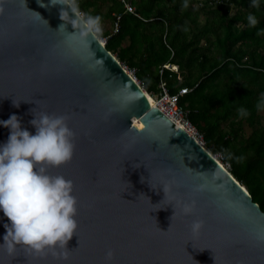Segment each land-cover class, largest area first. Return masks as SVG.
<instances>
[{
    "label": "water",
    "instance_id": "water-1",
    "mask_svg": "<svg viewBox=\"0 0 264 264\" xmlns=\"http://www.w3.org/2000/svg\"><path fill=\"white\" fill-rule=\"evenodd\" d=\"M148 97L68 0H0V264H264L261 207Z\"/></svg>",
    "mask_w": 264,
    "mask_h": 264
},
{
    "label": "trees",
    "instance_id": "trees-1",
    "mask_svg": "<svg viewBox=\"0 0 264 264\" xmlns=\"http://www.w3.org/2000/svg\"><path fill=\"white\" fill-rule=\"evenodd\" d=\"M68 1L148 93L192 90L180 105L264 212V0Z\"/></svg>",
    "mask_w": 264,
    "mask_h": 264
},
{
    "label": "built area",
    "instance_id": "built-area-1",
    "mask_svg": "<svg viewBox=\"0 0 264 264\" xmlns=\"http://www.w3.org/2000/svg\"><path fill=\"white\" fill-rule=\"evenodd\" d=\"M122 2L124 3L128 13L136 14V9L131 3L125 0H122ZM80 14L84 18V14L83 13ZM118 20H120V17H118ZM117 29H118V24H116V31ZM102 41L105 44L107 43L106 38H102ZM123 67L135 79H137V77L135 76L136 74L135 70H131L125 65H123ZM138 83L142 86L140 81H138ZM191 91H192L191 89L183 88L180 89L178 93L171 94L168 88L166 87V85L161 84L159 93L153 94L147 92V94L150 97L151 104L154 108L159 109L175 124L177 128L184 129L189 135L193 136L202 146L205 147V138L203 134H201V132L190 120L189 111H187L183 106L180 105V98L183 97L184 95L189 94ZM214 157L222 164L223 167H225L228 171L230 170V166L227 163H224V159L221 154H217Z\"/></svg>",
    "mask_w": 264,
    "mask_h": 264
},
{
    "label": "crops",
    "instance_id": "crops-1",
    "mask_svg": "<svg viewBox=\"0 0 264 264\" xmlns=\"http://www.w3.org/2000/svg\"><path fill=\"white\" fill-rule=\"evenodd\" d=\"M172 71L177 72V71H178V67L174 66V67L172 68ZM180 81H181V83H183V75H180Z\"/></svg>",
    "mask_w": 264,
    "mask_h": 264
},
{
    "label": "rangeland",
    "instance_id": "rangeland-1",
    "mask_svg": "<svg viewBox=\"0 0 264 264\" xmlns=\"http://www.w3.org/2000/svg\"><path fill=\"white\" fill-rule=\"evenodd\" d=\"M166 68H168V69H171L172 70V68L173 67H171V66H166ZM138 80V79H137ZM139 81V80H138ZM213 156H215V155H213Z\"/></svg>",
    "mask_w": 264,
    "mask_h": 264
},
{
    "label": "bare ground",
    "instance_id": "bare-ground-1",
    "mask_svg": "<svg viewBox=\"0 0 264 264\" xmlns=\"http://www.w3.org/2000/svg\"><path fill=\"white\" fill-rule=\"evenodd\" d=\"M149 99H150V97H148ZM150 101H151V99H150ZM136 123H138V122H136Z\"/></svg>",
    "mask_w": 264,
    "mask_h": 264
}]
</instances>
